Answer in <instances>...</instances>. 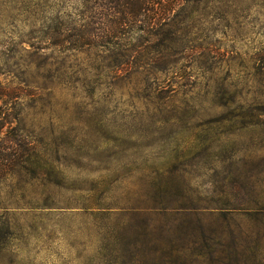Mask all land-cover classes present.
<instances>
[{
    "label": "rangeland",
    "instance_id": "rangeland-1",
    "mask_svg": "<svg viewBox=\"0 0 264 264\" xmlns=\"http://www.w3.org/2000/svg\"><path fill=\"white\" fill-rule=\"evenodd\" d=\"M174 13L71 48L77 0H0V264H264V0Z\"/></svg>",
    "mask_w": 264,
    "mask_h": 264
},
{
    "label": "trees",
    "instance_id": "trees-1",
    "mask_svg": "<svg viewBox=\"0 0 264 264\" xmlns=\"http://www.w3.org/2000/svg\"><path fill=\"white\" fill-rule=\"evenodd\" d=\"M183 0H77V30L74 27H61L53 30V37L71 48L102 45H118L128 35L138 37L156 36L163 27H172L175 9ZM76 23V22H74ZM76 25V24H75ZM11 148L12 155L3 166L14 168L24 165L21 160L20 142ZM31 169H36L32 163ZM30 167V166H29ZM6 223L0 226L8 233Z\"/></svg>",
    "mask_w": 264,
    "mask_h": 264
}]
</instances>
